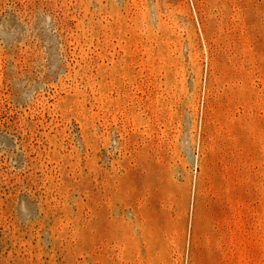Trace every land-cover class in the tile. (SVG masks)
Returning <instances> with one entry per match:
<instances>
[{"label": "rangeland", "instance_id": "374dc122", "mask_svg": "<svg viewBox=\"0 0 264 264\" xmlns=\"http://www.w3.org/2000/svg\"><path fill=\"white\" fill-rule=\"evenodd\" d=\"M0 264H264V0H0Z\"/></svg>", "mask_w": 264, "mask_h": 264}]
</instances>
